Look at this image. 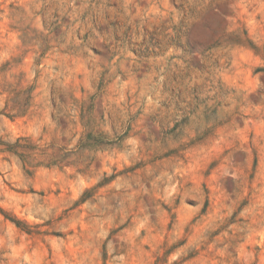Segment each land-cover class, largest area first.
Masks as SVG:
<instances>
[{"label": "rangeland", "instance_id": "374dc122", "mask_svg": "<svg viewBox=\"0 0 264 264\" xmlns=\"http://www.w3.org/2000/svg\"><path fill=\"white\" fill-rule=\"evenodd\" d=\"M0 264H264V0H0Z\"/></svg>", "mask_w": 264, "mask_h": 264}]
</instances>
